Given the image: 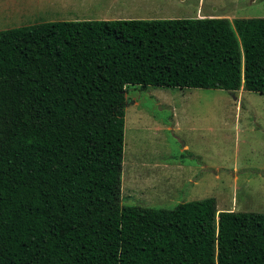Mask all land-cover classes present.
Segmentation results:
<instances>
[{
  "label": "trees",
  "instance_id": "trees-1",
  "mask_svg": "<svg viewBox=\"0 0 264 264\" xmlns=\"http://www.w3.org/2000/svg\"><path fill=\"white\" fill-rule=\"evenodd\" d=\"M137 85L264 94V17L0 30V264H264V212L123 204Z\"/></svg>",
  "mask_w": 264,
  "mask_h": 264
},
{
  "label": "rangeland",
  "instance_id": "rangeland-1",
  "mask_svg": "<svg viewBox=\"0 0 264 264\" xmlns=\"http://www.w3.org/2000/svg\"><path fill=\"white\" fill-rule=\"evenodd\" d=\"M264 17V0H0V30L56 20ZM264 212V94L127 88L123 204Z\"/></svg>",
  "mask_w": 264,
  "mask_h": 264
}]
</instances>
